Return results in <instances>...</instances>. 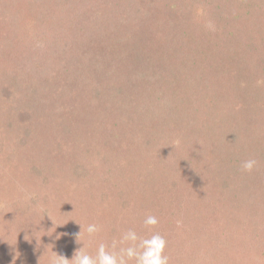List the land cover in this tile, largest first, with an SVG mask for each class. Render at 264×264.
I'll return each mask as SVG.
<instances>
[{"label": "rangeland", "instance_id": "374dc122", "mask_svg": "<svg viewBox=\"0 0 264 264\" xmlns=\"http://www.w3.org/2000/svg\"><path fill=\"white\" fill-rule=\"evenodd\" d=\"M226 1L0 0V264L72 259L81 225L93 256L129 229L146 237L160 225L177 231L180 250L197 239L222 259L204 264H264V175L238 191L229 163L238 151L264 172V125L253 129L264 122V67L254 66L264 62V0L233 4L217 20ZM234 131L247 142L227 144ZM160 174L174 175L177 203L166 209L171 221L154 215L149 229L157 197L146 177L157 186ZM161 185L162 201L171 186ZM135 194L140 216L129 222L137 205L121 217L112 210ZM89 224L100 229L93 237Z\"/></svg>", "mask_w": 264, "mask_h": 264}, {"label": "trees", "instance_id": "16d2710c", "mask_svg": "<svg viewBox=\"0 0 264 264\" xmlns=\"http://www.w3.org/2000/svg\"><path fill=\"white\" fill-rule=\"evenodd\" d=\"M222 3V2H221ZM221 3H219V4H217L216 5V10H217V16H218V12L221 10V9H223L224 11H226V15L224 16V17H220V16H218V17H216V19L218 20H225L226 18H228V11L230 12L231 11V5H236L238 8H241V7H243L244 5H246V4H248L249 6L250 5H252V4H254V0H228V1H226L224 4H226V8L225 7H223L222 6V4ZM261 3H262V1H261ZM261 7H264V5H261ZM230 15L233 17V15H234V13H230ZM258 20H260V19H258ZM261 20L262 21H264V15L262 16V18H261ZM260 20V21H261ZM259 21V22H260ZM261 23V22H260ZM214 25V24H213ZM260 25V24H259ZM215 26V28L218 30V33H219V31H222V32H224L223 30H219V28L221 27V25H219V27L217 26V25H214ZM264 26V25H263ZM216 30V31H217ZM215 32V31H214ZM220 37H223L222 35H219ZM233 50V49H232ZM232 50H230L229 51V59H236L233 55L235 54V53H233V51ZM260 62H258V63H256V64H254V66H255V68H259V69H262L263 67H264V62H262L260 59H258ZM229 63L231 64V65H233V63H232V61L231 60H229ZM257 72V71H256ZM199 77H201V76H199ZM201 78H203V77H201ZM259 79H261V77L260 78H258L257 79V82H256V84H257V88H256V94H255V96L254 97H252V99H250V101H249V105L250 104H252L251 106H253V104H254V102L255 103H257L258 102V100H260V93H259V87H263V84H262V80H261V82H260V80ZM240 80V79H239ZM263 82H264V78H263ZM194 83V82H193ZM203 83V82H202ZM247 88H248V85L246 86V84L244 83H241V85H240V93L241 92H245V93H247ZM186 89H187V91L189 92L190 90H192V85H187L186 86ZM200 93L198 92V95H199ZM252 100H253V102H252ZM180 100L179 101H176L174 104H170V105H168V108H169V110L170 111H174V109H178L179 108V104H180ZM257 106V107H256ZM256 106H254L253 108H251L250 110L254 113L255 112V110L257 109V110H259L258 109V107L261 109V107H260V104H258V105H256ZM174 108V109H173ZM239 109H246L245 108V106H242V107H238ZM158 111H160V110H158ZM261 119V118H260ZM263 125H264V122H262L261 121V124H259V125H254V127H253V129H262L263 128ZM235 136H238L239 138H240V141H241V143H245V142H247V138H246V136H242L238 131H234L233 132V138L231 137V133H230V135H229V138H225V142L227 143V144H230L232 141H233V139H234V137ZM243 139V140H242ZM222 146H224V145H222ZM238 152V151H237ZM236 151H234L232 154H231V156H230V160H229V163H230V161H232L233 163H232V166H231V169H233L234 170V167L233 166H235V170H234V173H235V179L237 180V187L235 188V189H238V191H239V187H244V185H246L247 186V188H248V190H249V192H251V190L249 189V186H248V183L249 182H251V180L250 179H254V183L257 181V179H259V177L260 176H262V175H264V172H262L261 171V166L258 168L257 166H255V168L251 171V172H248V171H245V170H243V168H242V163H243V161L240 159V157H239V155H238V153H237ZM229 167V166H228ZM180 169H178L177 170V168H176V173L179 171ZM240 171V173H239V171ZM163 178V179H162ZM174 175L172 176V177H168V178H166L165 179V177H163L162 176V174H160L159 175V178H158V185L157 186H154L153 185V181L155 180V178H153V177H151V176H148V177H146V181L149 183V188L151 187V186H153V188L155 189V191H154V197L156 196L157 197V206L155 207V208H153V207H151L150 209H148L147 211H148V214L149 215H162L164 218H169V220L171 221V216H167V210L166 209H168V207H169V205L172 203V206L174 207L175 205H176V201H175V203H174V197L172 196V194H175L176 193V191L175 192H173L172 193V191H173V186H174ZM260 178H262V177H260ZM176 180V179H175ZM170 182V186L171 187H167L166 189H165V193L166 194H171L168 198H170L171 200L170 201H168V198H165L164 200H160L161 198H162V189H163V187H162V185H161V182ZM177 181V180H176ZM166 185V184H165ZM252 187H253V185H252ZM241 189V188H240ZM157 190V191H156ZM242 190V189H241ZM141 196H142V198L143 199H145L146 200V196L143 194V193H139ZM139 194H135V197H134V199H135V202H134V199L133 200H129V203H127V201L125 200V199H123V201L122 200H118V199H115L116 200V202H117V206L118 207H115V209H113L112 211L113 212H115L116 211V214L118 215V216H120L121 217V215H122V210L123 209H130V207L131 206H136L137 207V209L134 207H131V210H129L128 212H127V215L129 216V222L131 221V220H134V219H138L139 218V204H138V197H139ZM151 195H153V192L151 191ZM126 196V195H125ZM149 197V196H148ZM153 197V198H154ZM144 200V201H145ZM207 201V204L209 203L208 202V200H206ZM183 215H185L184 213H182ZM202 214H203V212H200L199 210H188L187 211V214H186V216H189L190 217V219H196V220H198V219H201V216H202ZM134 215L136 216L135 218H134ZM145 216H146V214H145ZM174 216L176 217V218H179L180 217V213H174ZM116 218L118 219V217L116 216ZM205 218H207V216L205 217ZM202 219H204V217H202ZM126 220V219H125ZM168 220V221H169ZM135 222L137 221V220H134ZM169 221V224H170V226H171V223H172V225H173V228H177V225H179V228H182L183 226L181 225V224H179V223H176V222H170ZM189 222H192V221H189ZM185 223H187V222H185ZM179 231V230H178ZM109 232H111V229H109ZM158 233L159 234H161L162 236H164V238L165 239H167V238H170V242H168L169 243V245H170V247L171 248H169V250L167 249L166 250V255L169 257V263H171V261L172 260H174L175 258L173 257V255L176 257V258H179V259H176L178 262L177 263H179V264H187L188 262H190V260L191 259H194V260H196V261H198L200 264H204L203 262H202V260L206 257V259L207 258H213L214 259V261H217V262H220L222 259H220L219 257L217 258L216 256H212V253L211 252H209L208 250H205V248H203V247H201V243L200 242H196L195 244L193 243V241L194 240H197V239H192L190 242H187V243H185L183 246H182V249L180 250V245L178 244V241L176 240V238L178 237V235H177V231L175 232V231H173V230H171V233L168 231H165L160 225L158 226ZM174 236V237H173ZM175 236H176V238H175ZM143 237V236H142ZM168 240V239H167ZM172 240V241H171ZM199 240V239H198ZM112 242H113V240H110V244H107V245H109V246H111V244H112ZM218 242V241H217ZM175 245V246H174ZM178 245V247L176 248V246ZM174 248H176V250H174ZM231 252V251H233L232 249L231 250H229L226 246H224V247H221V252H223L224 254L223 255H226V253L227 252ZM174 254H173V253ZM201 255H203V256H201ZM196 256H201L200 258L199 257H197V259H196ZM181 257L183 258V259H181ZM199 258V259H198ZM220 264V263H219ZM222 264V263H221Z\"/></svg>", "mask_w": 264, "mask_h": 264}, {"label": "clouds", "instance_id": "9594fccd", "mask_svg": "<svg viewBox=\"0 0 264 264\" xmlns=\"http://www.w3.org/2000/svg\"><path fill=\"white\" fill-rule=\"evenodd\" d=\"M211 31L215 30L212 23L207 25ZM257 164L255 159H248L242 163L245 171L251 172ZM159 221L156 216L148 215L144 219L146 228H154ZM99 226L89 224L87 226V234L89 237L95 236L99 232ZM85 231L81 225V231L75 234L76 242L82 244L75 250L72 259H68L56 252V257L52 264H169V257L166 255L167 240L158 232H153L146 237H140L137 233L129 229L122 233L119 241L113 240L111 246L100 243L95 255H90L85 251L86 244L80 240L81 234ZM118 244L120 245L118 247Z\"/></svg>", "mask_w": 264, "mask_h": 264}]
</instances>
